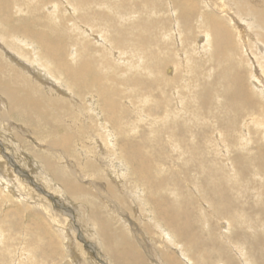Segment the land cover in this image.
<instances>
[{
	"label": "rangeland",
	"instance_id": "obj_1",
	"mask_svg": "<svg viewBox=\"0 0 264 264\" xmlns=\"http://www.w3.org/2000/svg\"><path fill=\"white\" fill-rule=\"evenodd\" d=\"M248 3L263 11L247 15L243 0H193L183 21L170 0H150V20L144 17L129 43L115 47L113 29L84 27L79 36L89 57L103 52L106 59L91 60L94 75L86 74L80 89L62 71L54 69L53 79L35 66L38 97L16 107L20 117L13 119L23 132L0 120V160L9 172L0 182V264H134L120 256L129 248L147 264H264V108L253 111L239 99L235 108L231 98L237 76L246 75L256 84L257 106L264 102V86L250 78L258 70L264 82V0ZM210 15L227 19L235 40L229 54L212 41L195 47V36L211 38ZM136 17L121 23L130 26ZM149 22L144 33L140 26ZM242 40L248 54L240 62ZM68 48L73 56L82 49ZM149 49L158 68L153 65L150 81L146 71L138 74L143 85L136 95L130 86L102 80L120 71L130 76L126 66L148 64ZM171 63L177 75L165 80ZM40 97L67 104L75 117L58 115ZM99 118L113 146L101 136ZM65 133L63 159L53 142ZM65 176L73 181L69 188Z\"/></svg>",
	"mask_w": 264,
	"mask_h": 264
},
{
	"label": "bare ground",
	"instance_id": "obj_2",
	"mask_svg": "<svg viewBox=\"0 0 264 264\" xmlns=\"http://www.w3.org/2000/svg\"><path fill=\"white\" fill-rule=\"evenodd\" d=\"M170 1L172 12L176 10L179 17L183 21L186 18L185 15L194 9L193 0ZM243 3H247V15H250L253 12L259 13L260 11H263L261 7L251 6L248 3V0H243ZM59 5L62 6L60 9H58ZM69 5L67 3L60 4L56 2V0H0V120L4 126L8 127V129L15 128L18 132H23L22 126L17 124L15 122L16 120L13 119L14 117H18L19 120L20 117L16 113V107L19 105L23 106L30 99L38 97L33 83L35 79L31 74L35 70L36 65L42 67L43 71L53 79H56L58 75L54 69L62 71L69 80L70 85L73 88L76 87L80 89V84H82L83 80L87 78L85 75H94L91 72V60L96 61L99 64L106 59L105 53L103 52L96 54L97 59L89 57L88 46L83 43V39L79 36V34L82 33L80 30H84V27L88 30L87 28L90 27L91 29L95 28V32H99L101 24H104L105 28L113 29V38H115L114 43H111L109 39L108 41L111 43L112 47H115V45L119 46L117 45L118 43H129L125 41L131 40L129 38L130 34L138 28L139 23L144 17L147 16L150 20V0H72ZM99 5H102V7ZM207 7H211V4L207 3L205 8ZM72 11H74V13H71ZM23 12H25V15H22ZM208 12L213 14L212 11ZM66 13L70 15H66ZM135 14L137 17L130 26L127 22L125 24L121 23L122 18L127 17L131 19V17ZM230 17H233V15ZM221 18L225 19V21L227 20L224 17ZM205 19L208 20L207 30L210 32L211 38L208 33H206V36L204 35L205 40L202 42L201 40H203V38L201 36H195L194 42L197 39L195 47H202L206 49L209 46L210 41H212L218 51L229 54L227 45L235 42L232 38L234 36L232 35L230 29L227 28V26L222 22L223 19L221 20L220 17L210 15L209 19L207 17H205ZM70 20H74V22L68 26V22H70ZM140 27L143 28L144 33H150V22L148 23V27H143V25ZM45 29H48L49 31L46 32ZM59 29L60 34L58 33ZM73 32L75 33L73 34ZM52 36L53 38H51ZM146 39L147 42L145 44L150 46L151 38L147 37ZM177 43L182 44V42ZM69 44H76L79 47H82L78 55H72L73 50L68 48ZM142 45L144 46V44ZM242 45H246L243 40ZM235 48L236 45L234 44L232 49L234 50ZM217 50L214 49L212 55L217 53ZM247 54L248 52L245 46V55H243L239 61L242 62V60H244V56H247ZM79 56L80 59L77 60ZM148 60V64L141 67L133 64L127 65L126 67L129 71H131L130 76H128V72L120 71L112 76L105 75L102 80L114 81L119 87L130 86L132 87L131 92L135 94L134 92H138L139 88L143 85L142 81L138 78L139 73L141 74V72L146 71L147 74H149L146 75V77L150 81V75H152L153 72V65L156 63L153 61V55L150 53V49L148 53ZM171 65H173L174 69L172 67L168 68V65L166 64L164 65L163 74L167 68L172 72L169 75L165 74V80H172L177 75V65L175 63H171ZM51 66H53V68H51ZM107 66H110V63ZM156 67L158 68L157 65ZM37 74L39 75V80L44 82L40 76L41 72ZM251 74L252 79H257L262 84L260 87L263 88L264 82L260 79L258 70L254 73L252 70L250 78ZM42 75L46 76L45 74ZM248 78L246 75H242V77L237 76L235 81V84L237 85V92L231 96L232 103L235 105V108H237L238 102L234 100L239 99L242 101V105L248 103L252 106L253 111L262 110L264 108V102L263 106H257L262 103L259 99L258 101L252 97V86H256V84H254L253 80L248 82ZM182 79L183 77L180 78V81ZM35 82L38 83L37 81ZM51 83L53 84V82ZM94 86L96 88L94 92L97 94L98 90L96 84ZM50 88L52 89V86ZM66 88L69 89L70 86L66 85ZM40 99L43 105L51 109L55 108L58 111V115L64 114L72 118L75 117L74 113L71 109H69L67 104H63L61 102L57 106L56 103L49 101L48 97H40ZM89 103L90 105H93L94 102ZM93 111L94 110L91 107L90 115L93 114ZM99 127L101 129V136L105 139V142L113 146L110 133L106 129L101 118H99ZM262 137H264V133ZM68 139L69 135L65 133L59 141L54 140L53 142L61 147L57 149L56 153L63 155V159L68 158V153L66 152L68 148L66 142ZM107 148L109 147L107 146ZM104 154L105 155L103 157V154H100L99 151V156L102 155V157L107 160L108 164V156H106V152H104ZM117 158H119L118 153L117 155L115 154V159L117 160ZM0 163L2 164L0 168V182L2 179L9 180V172L6 171L8 169L4 168V162L2 160H0ZM72 170L74 171L73 175L75 177L77 175L76 169ZM71 180L72 179L69 176L64 177V184L68 188L70 186L66 185V183H73ZM81 180L82 179H78L79 182H81ZM1 186L2 185H0V187ZM72 186H75V184ZM23 199L25 200V198ZM23 205L26 206L24 203ZM220 223L223 224V222ZM159 232L163 235L162 229H160ZM166 237L169 238V236ZM177 250L178 249H176V251ZM180 252L181 254L183 253L182 251ZM120 256H128L132 258L135 260L134 264H137V262L140 264H147L139 259L137 251L132 248H129L126 253L121 252ZM170 256H173L176 260L179 259L176 254H170ZM172 261L174 262L173 259ZM177 264H181V261Z\"/></svg>",
	"mask_w": 264,
	"mask_h": 264
}]
</instances>
